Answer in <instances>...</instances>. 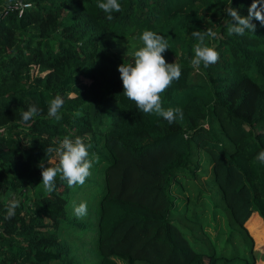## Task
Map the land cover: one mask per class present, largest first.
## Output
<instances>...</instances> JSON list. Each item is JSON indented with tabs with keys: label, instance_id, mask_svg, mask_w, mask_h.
Returning a JSON list of instances; mask_svg holds the SVG:
<instances>
[{
	"label": "trees",
	"instance_id": "1",
	"mask_svg": "<svg viewBox=\"0 0 264 264\" xmlns=\"http://www.w3.org/2000/svg\"><path fill=\"white\" fill-rule=\"evenodd\" d=\"M118 2L108 20L98 0H0V264H255L237 199L264 222V26L230 34V0ZM251 3L231 0L242 16ZM208 28L219 59L196 70L191 32ZM144 30L164 35L166 62L181 66L160 94L163 108L183 109L172 124L123 94L117 66ZM56 96L59 121L48 115ZM65 136L102 167L91 203L89 183L70 188L59 174L44 191L45 149ZM207 201L224 214L221 239L216 223L212 238L204 230Z\"/></svg>",
	"mask_w": 264,
	"mask_h": 264
},
{
	"label": "clouds",
	"instance_id": "2",
	"mask_svg": "<svg viewBox=\"0 0 264 264\" xmlns=\"http://www.w3.org/2000/svg\"><path fill=\"white\" fill-rule=\"evenodd\" d=\"M97 7L107 14L108 20L113 19L112 13L121 11L118 0H98ZM224 12L230 17V34L242 36L246 30L255 32L256 24L252 22L253 20L264 26V0H252L247 9V16L240 15L238 10L231 6V0L230 5L224 8ZM216 35L211 28L191 32V37L196 41L192 46L194 55L190 59V64L194 69L199 70L202 64L208 67L218 61L219 53L206 42ZM138 39L142 42V46L132 53V62L121 63L117 66L123 94L133 101L143 113L155 114L169 124L175 122L177 118L183 119L182 108L165 109L162 107L160 97V94L165 92L181 75V66L175 62H166L163 56V53L169 49L168 40L164 35L151 30L142 31ZM47 103L48 115L59 121L61 119L59 110L64 103L62 97L56 96ZM39 111L35 104L30 105L26 111H22L21 118L27 122ZM88 147L90 145H86L80 137L71 139L65 136L58 142V146H49L45 149L48 154L47 166L45 167L44 164L39 166L45 192L51 194L55 190L58 174L60 180L66 181L70 188L76 185L82 186L85 183L91 174L90 169L93 165V160L88 158ZM94 159L98 160V158ZM257 159L264 163V151L258 153ZM19 206V200H10L6 208V219L14 217L15 210ZM73 213L77 218L86 216L87 203L73 204Z\"/></svg>",
	"mask_w": 264,
	"mask_h": 264
},
{
	"label": "rangeland",
	"instance_id": "3",
	"mask_svg": "<svg viewBox=\"0 0 264 264\" xmlns=\"http://www.w3.org/2000/svg\"><path fill=\"white\" fill-rule=\"evenodd\" d=\"M97 170L90 169V176L86 179L84 184H90L89 192L87 195H90L91 197L88 199L89 203L92 202L94 199L99 187L102 184V167L99 172ZM203 177V176H200ZM83 184V185H84ZM82 185V186H83ZM81 186V187H82ZM92 195V192H94ZM177 196L179 198L185 197V192H179L177 193ZM238 207L242 210L244 213V226L247 232L249 233L252 242H251V253L254 258L255 264H264V222L261 220V218L258 216V214L254 211H251L246 204V195H241L237 199ZM178 207L182 208V202L178 201ZM205 221H208L209 223L207 225H204V230L209 233V237L212 238L213 236V229L212 225L214 223L217 224L218 228H225V218L224 214L221 211L215 210L214 212H211V206L209 202L207 201L206 204V211H205ZM221 232L219 238H223L225 230L219 231ZM139 264H142L139 262Z\"/></svg>",
	"mask_w": 264,
	"mask_h": 264
},
{
	"label": "built area",
	"instance_id": "4",
	"mask_svg": "<svg viewBox=\"0 0 264 264\" xmlns=\"http://www.w3.org/2000/svg\"><path fill=\"white\" fill-rule=\"evenodd\" d=\"M21 5H26V4H21Z\"/></svg>",
	"mask_w": 264,
	"mask_h": 264
}]
</instances>
